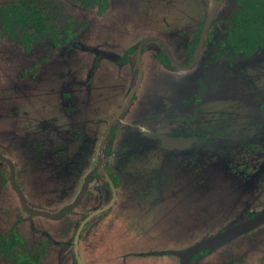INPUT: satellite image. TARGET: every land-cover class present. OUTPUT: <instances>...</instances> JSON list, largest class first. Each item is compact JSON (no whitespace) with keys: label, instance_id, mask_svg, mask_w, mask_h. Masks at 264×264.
Masks as SVG:
<instances>
[{"label":"flooded vegetation","instance_id":"obj_1","mask_svg":"<svg viewBox=\"0 0 264 264\" xmlns=\"http://www.w3.org/2000/svg\"><path fill=\"white\" fill-rule=\"evenodd\" d=\"M59 1L63 5L55 0H0V69L6 70L5 64L9 63L12 70L6 71V79L9 73L15 78L11 87L0 88V104L22 82L31 81L49 57L57 55L58 120L75 118V123H70L71 129L65 127V131L59 132L58 141L56 132L45 134V129L56 130L57 119L48 125H37L30 141L25 131L17 132L12 139L10 135L2 138L0 134V188L6 189L5 195L0 194V206L9 209L0 221L2 225L9 222L0 231V264H43L47 250L55 243L53 236L63 237L58 248L66 249L69 264H83L80 238L92 222L97 219L100 222V217L108 212L112 217L116 215L109 230L110 238L105 241L106 248V244L111 246L115 242V236H133L127 229L133 227V213L129 215L127 211L132 212L134 207L149 216L154 207L164 206L165 201L189 197L184 193L186 189L191 190L200 211L207 204H214L211 212L204 215L201 226L207 229L214 220L222 227L214 231L207 229L210 237L166 254L180 264L179 254L222 237L219 242L191 254L185 264L224 246H227L226 264H264V0H195L192 14L180 15L172 25L171 11L176 9L177 0H136L148 18L142 16L137 20L144 25L143 30L124 43L121 53L114 52L111 46L116 43L108 40L123 38L125 31L110 38L103 36L95 45L87 43L82 35L86 24L79 31L80 25L73 26L77 31H69L72 24L68 20L67 2L78 8L76 11L83 17L86 15L81 12L88 9H94L99 17L109 0ZM160 6L162 18L153 17L151 12ZM7 50H10L8 55ZM73 50L90 54V58L86 54L82 59L85 61L82 67L79 61L70 64L69 54ZM129 61H132L130 81L110 113L103 117L106 124L94 164L84 172L79 189L70 198L74 177L89 156L77 132L85 137L93 136L102 123L83 118L98 65L104 62L103 70L110 65L117 70ZM143 90L146 100L139 105L138 97ZM225 96L227 102L221 103ZM235 108L242 110L243 121L235 119ZM82 119L85 124L78 123ZM133 120L138 125L134 131ZM71 134L77 135L76 139L67 143L62 156L65 140ZM24 146L33 156L49 157L51 163L52 160L58 163L56 173L68 167L70 193L64 201L52 204L49 200L33 198L32 204L26 202L21 184L29 176L32 178V163L24 158ZM137 149H144L155 163L148 170L149 177L129 174L130 189L120 195L119 176L107 170L104 157L109 153L119 157ZM66 158L70 160L66 162ZM95 180L99 181L95 188H101L105 195L103 205L88 210L74 225L73 212L81 205L90 207L88 196L93 188L90 185ZM197 185L209 188L213 197L212 194L200 196L201 187ZM133 187H139V192H133ZM136 197L141 198L140 202ZM122 212L125 216L121 227H117ZM211 213L217 218L206 219ZM23 225L28 231H21L18 236ZM68 227L72 231L65 239ZM129 257L133 261V256Z\"/></svg>","mask_w":264,"mask_h":264},{"label":"rangeland","instance_id":"obj_2","mask_svg":"<svg viewBox=\"0 0 264 264\" xmlns=\"http://www.w3.org/2000/svg\"><path fill=\"white\" fill-rule=\"evenodd\" d=\"M55 1L58 5L59 3L63 5V1ZM194 2L195 0H177V4L175 5L176 9L171 11V25L176 23L180 15L183 17L184 15H191L194 8ZM65 6L66 9L70 11V18L68 20L71 22L72 26L69 28V31L70 29L73 30V26L80 25L81 27L78 28L79 31V29H82V25L84 26L86 24L82 35L86 39L87 43L90 42L95 45L101 42L103 36L110 38L116 36L121 31H125L123 33V38L119 39L118 37H113L108 40L116 43L114 47L111 46L114 48V52L116 53H121L124 43L131 41L134 34L143 30L142 26L144 25L138 24L137 20L141 19L142 16H147L146 18H148V13H143V8L139 7L136 0H109L105 12L99 17L96 16L97 13L94 9H88L84 13L81 12L82 14L86 15V17H83L80 15V12L76 11L78 8L69 5L68 2L67 5L65 4ZM139 9L142 10V13L139 12ZM151 15L153 17H161V6L157 8L156 12H151ZM163 16L165 15L163 14ZM63 28V26H60V29ZM75 30L71 32H74ZM121 40L123 41L120 43ZM132 43L133 42L129 43L128 46H130ZM6 52L8 55L10 50H7ZM86 54L87 57L90 58V54H88L87 51L73 50L69 54L70 64L75 65L79 61L81 62L82 67L85 63V61L82 59L86 58ZM46 64L38 69L36 75L31 77V81L22 82L23 84L19 86L18 90L16 92L9 93L7 99H5V102L0 104V126H2L0 134L2 138L5 135H10V139H12L16 137L17 132L25 131L27 133V139L30 141L31 137H33L35 134L34 129L37 125L40 123H45L48 125L53 119H59L60 109L56 101L58 95V91L56 93V71L59 70L57 69V55L49 57V60ZM103 64L104 62L98 65L99 70L94 75L91 92L88 96V109L86 110V115L83 116L85 120L90 121L91 123L101 122L105 114L107 112L110 113V110L118 101L126 83H129L130 81L132 61H129L127 66L123 65L117 70L113 69V65H110L109 68L104 69L106 72L102 68ZM5 68L6 70L0 69L1 89H5L7 86L11 87L15 81V78L10 75L12 70L11 65L6 63ZM6 71L10 72L7 79ZM85 71L86 69L83 70V73ZM81 74L82 71L79 75L81 76ZM36 79L39 80L36 82ZM227 98L228 97L225 96V100L221 103H226ZM98 99L99 101H97ZM138 100L139 105H142L143 101L146 100L144 90L141 91ZM225 105L226 104L223 106ZM130 107H133V102L130 104ZM234 111L235 119L243 121L244 115L242 110L235 108ZM69 115H71V113ZM74 119L75 118L68 119L67 117L65 120H58L55 127L56 130L50 129L52 131L48 132V130L45 129V134H51L53 131L56 132V140L58 141L59 137H57V135H59V132L61 130L65 131V127L69 129L70 123H75ZM104 120L102 123L98 124L96 132L93 136L85 137L84 133L77 132L78 136L71 134L65 140L66 144L64 143L63 145L62 156H65V148L67 143L76 139V136L78 140L79 138L82 139L81 143L84 144L83 147L87 148L89 151L88 161L86 163L84 162L83 166L80 167V173L74 177L75 185L70 198L76 194V191L79 189L81 177L84 175V172L94 164L96 148L98 146L104 125L106 124ZM74 123L72 125L73 127ZM78 123L85 124L83 119L78 121ZM129 123H131V120L127 122V124ZM135 126L138 125L133 120V131ZM54 136L55 134L51 135L50 138ZM28 150L29 149L24 146L23 155L27 163H32V178L29 176L21 184V192L26 202L28 204H32L33 198L49 200L52 204L64 201V198L70 193V178L66 173L68 167L66 170L63 169L56 173V169L60 167L58 163H53L54 160H52L51 163V159H49V157L46 159H41L40 156H33L28 152ZM137 150L138 151L136 152H133V150L127 151L126 153L119 155V157L110 155V153L107 157H104L107 170L110 173L119 176L118 192L120 195H124V193L130 189V181L127 180L128 177H131L129 174L134 172L137 174V176H141L142 178L149 177L148 170H150L155 163L154 158L150 157L149 153H146L144 149ZM68 159L69 158H66V162H68ZM53 168L55 172L52 170ZM73 169L75 171V168ZM210 176H212V174ZM211 178L213 177H209L210 180ZM98 183V180L91 182L90 188L93 187L94 189L89 188L90 193L88 199L91 201L90 207L87 206L86 208L84 205H81L73 212L74 216H72L73 219L71 222L74 223V225L78 222L83 214L88 212V210H93L103 205L102 202L105 199V195L101 188H95L98 186ZM200 187V196H209L212 194L209 192V188L197 185V188ZM5 190L6 189L0 188V194L5 195ZM186 190L187 191L184 193L189 195V197H184L182 199L175 197L176 202H173L174 200H171L169 203L165 201L163 202L165 203L164 206L160 207L159 204L154 207L151 210L153 213H148L149 216H147L145 211L139 212V210L134 207L132 212L131 210L127 211L129 215L130 213H133V227H127L128 230L132 231L131 233H133V236H115L117 238L115 242H109L111 246L106 244V248L105 241L110 238V236H108L109 230L113 228L112 221L116 215L112 217L113 214L111 216L110 212H108L107 215L100 217V222L98 219L95 220V222H92L91 225H89L90 228L88 229V227H86L83 231L82 237L80 238L79 249L82 252V263L120 264V260H124V262L122 261L121 264H178L177 260L173 256L166 254V252L184 249L191 243H195L201 239L210 237L211 234L210 232L206 231L207 229L214 231L222 227L221 223H217L216 221L213 222L214 220L211 221L210 226L207 229L201 226V222L204 221V215L211 212V208H213L214 204L209 203L207 204V208L200 211L196 204V200L192 195V192H190L191 190ZM133 192L138 193L139 187H133ZM139 199L141 198L136 197L138 202H140ZM33 201L35 202L36 200ZM231 202L227 204V208H229ZM233 203L238 204L239 202L236 203V201H233ZM8 210L9 209L6 207L0 206V221L7 216ZM123 216H125V214L122 212L121 218H118L121 220L119 221L117 227H121ZM205 217L206 219L213 217L215 219V217L217 218V215L211 213ZM11 220L12 216L9 221ZM97 221L98 223H96ZM22 223L24 224L25 222ZM117 223L118 221H116L115 226ZM8 224L9 222L5 223L4 225L0 223V231L5 230ZM97 227L99 230L95 229ZM194 227H196V229H194ZM67 229L68 230L64 236L65 239L70 236L72 231L71 227H68ZM21 231H28V229L25 225H23L22 228L18 230V236H21ZM128 233L129 232H122V234ZM53 239L55 243L50 249L47 250V259L44 258L43 264H55L56 262H59L60 264H69L67 261L68 257H65L66 249L58 248L60 246L59 244L63 241V237L55 238L53 236ZM24 242L27 243V240H24ZM44 242L47 241L44 240ZM132 243L133 246H131ZM226 248L227 246H224L217 252L214 251L210 252V254H205L201 258L193 261L191 264H226L227 254H224L226 252ZM161 252L164 254L157 255ZM129 256H133V261L129 260L132 258ZM215 258H217L216 262L214 261Z\"/></svg>","mask_w":264,"mask_h":264},{"label":"water","instance_id":"obj_3","mask_svg":"<svg viewBox=\"0 0 264 264\" xmlns=\"http://www.w3.org/2000/svg\"><path fill=\"white\" fill-rule=\"evenodd\" d=\"M222 239V237L220 238H216V239H211L208 240L206 242H204L202 245H196L194 247L189 248L188 250H186L185 252L179 254V260H180V264H185V261L187 260V258L193 254L194 252H196L197 250L205 247V246H209L211 244L217 243Z\"/></svg>","mask_w":264,"mask_h":264}]
</instances>
